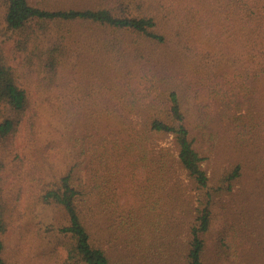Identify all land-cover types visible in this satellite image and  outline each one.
Instances as JSON below:
<instances>
[{"label": "rangeland", "instance_id": "rangeland-1", "mask_svg": "<svg viewBox=\"0 0 264 264\" xmlns=\"http://www.w3.org/2000/svg\"><path fill=\"white\" fill-rule=\"evenodd\" d=\"M30 1L57 9L119 0ZM122 1L145 13L138 0ZM6 11L7 0H0V46L30 93L15 130L0 135L6 264H65L72 239L61 228L69 217L42 195L72 167L85 187L81 209L92 241L112 264H186L206 197L212 215L202 264H264V77H251L255 92L223 84L220 72L228 69L234 80V66L242 63L236 45L229 49L235 32L221 13L199 27L201 20L188 23L184 16L159 20L166 18L160 11L158 30L167 41L158 44L130 31L102 34L87 22H49L24 37L8 29ZM105 35L121 43L105 48ZM65 36L53 72L44 63ZM19 41H26L25 49ZM261 58L244 65L253 69ZM48 79L57 84L49 88ZM174 89L204 157L209 185L203 189L181 165L174 135L143 126L166 109V94ZM135 131L147 136L141 148L131 142ZM163 162L167 180L159 178Z\"/></svg>", "mask_w": 264, "mask_h": 264}, {"label": "trees", "instance_id": "trees-1", "mask_svg": "<svg viewBox=\"0 0 264 264\" xmlns=\"http://www.w3.org/2000/svg\"><path fill=\"white\" fill-rule=\"evenodd\" d=\"M138 2L145 8V13H136L129 1L122 0H119L115 5L95 4L57 9L33 4L30 0H7L5 20L8 29L25 33L24 37H29L34 32L31 31L33 27L45 29L49 22H66L70 24L87 22L94 25L96 30L101 31L102 34L111 35L110 33L130 31L139 35L142 41L147 40L148 42L164 44L167 41V34L158 30L159 20L166 21L167 19L166 22H172L176 18H186L188 23L201 20L198 26L203 27L209 15L221 13L223 20L228 22V26L234 28L229 29L235 32L234 34L229 33V37L235 43L229 49H233L236 45V50H239L237 58L242 63L234 66L236 72V79L234 80L228 77V69L225 73L220 72L219 76L223 80V84L237 88L241 83L242 86L246 85L242 87V90L252 89L253 81L251 77L258 79L264 77V0H207L206 3L203 0H197V3H199L197 7L193 6L196 0H180L177 6L173 5L172 0H138ZM144 2L146 3L144 4ZM160 11L166 13V18L159 17L158 20ZM180 16L184 17L181 18ZM229 29L227 28V30ZM69 36L72 37L73 34L70 33ZM67 38L68 36L62 37V41L50 49L49 56L44 63L53 72L57 70L62 60ZM103 38L102 44L105 48L117 47L121 43L116 36L108 38L105 35ZM18 46L25 49L26 41H19ZM226 53L228 52L224 54ZM260 55L262 61L258 62L255 68L252 69L244 65L245 61H254ZM230 56V59L236 62L232 53H230ZM227 78L231 80H227ZM47 84L51 88L57 84V81L48 79ZM50 99L51 96L49 95ZM157 101L158 99H155L152 103ZM163 101L159 110L163 105ZM29 104V90L20 83L19 74L8 63L7 57L0 46V135L6 137L15 130L19 123V115L29 107ZM165 104L166 111L152 115L143 123V126L150 133L174 135L181 165L196 182L198 188L208 187L209 176L202 167L204 157L196 148V141L187 123L179 92L175 89L170 90L166 94ZM134 134L137 136L136 140H131V142L137 148H141L147 136H144L143 132L142 134L139 133V131H135ZM162 165L164 166L159 171V178L167 180L170 169L166 162H163ZM236 175L237 168L229 177ZM79 181L81 182V178H79ZM76 182V175L72 167L62 175L56 186L48 188L42 195L44 202L60 205L69 217L68 224L61 228L72 239L65 264H112L107 250L100 245L97 246L92 241L81 209L85 187L81 184L78 185ZM210 202L211 199L206 197L202 208H199L198 218L200 222L192 228L186 264H202V254L205 246L203 234L211 224L212 210ZM8 226L5 206L0 199V264H6L4 234Z\"/></svg>", "mask_w": 264, "mask_h": 264}]
</instances>
